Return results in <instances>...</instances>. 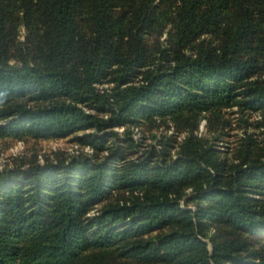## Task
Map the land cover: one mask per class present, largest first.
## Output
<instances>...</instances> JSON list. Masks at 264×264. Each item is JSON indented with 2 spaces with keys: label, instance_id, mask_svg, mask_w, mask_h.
<instances>
[{
  "label": "trees",
  "instance_id": "16d2710c",
  "mask_svg": "<svg viewBox=\"0 0 264 264\" xmlns=\"http://www.w3.org/2000/svg\"><path fill=\"white\" fill-rule=\"evenodd\" d=\"M70 135L0 168V264H264V0H0V138Z\"/></svg>",
  "mask_w": 264,
  "mask_h": 264
},
{
  "label": "rangeland",
  "instance_id": "374dc122",
  "mask_svg": "<svg viewBox=\"0 0 264 264\" xmlns=\"http://www.w3.org/2000/svg\"><path fill=\"white\" fill-rule=\"evenodd\" d=\"M162 131H166L165 128H161ZM161 129L155 131L161 134ZM122 130L121 127L118 128ZM235 133L236 130H232ZM134 138L142 143L144 148L145 144L155 143L156 140L152 138L151 133L146 130L144 124L135 129L133 133ZM235 135H225L226 139L232 140ZM178 139V138H177ZM146 147V146H145ZM143 148L140 149L134 157H137L142 153ZM90 152L92 149L89 145H81L76 141L74 135L62 137V138H48V139H14V138H0V168L4 165H13L14 161L29 162L34 153L37 154L39 162L43 163L44 159H56L57 155L61 157L67 154H77L79 152ZM109 150L99 152L97 158H103L107 155ZM18 159V160H17ZM181 205H184L183 200H180ZM194 207V205H190Z\"/></svg>",
  "mask_w": 264,
  "mask_h": 264
}]
</instances>
